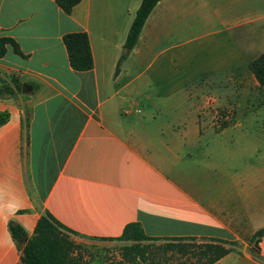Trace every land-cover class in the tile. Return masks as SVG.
<instances>
[{
	"label": "crops",
	"instance_id": "obj_1",
	"mask_svg": "<svg viewBox=\"0 0 264 264\" xmlns=\"http://www.w3.org/2000/svg\"><path fill=\"white\" fill-rule=\"evenodd\" d=\"M140 2L80 0L65 14L55 0H0V38L22 53L0 57V84H21L0 97V264H23L9 221L30 237L47 213L89 238L138 222L152 237L235 242L213 264H264L250 242L264 162L255 120L240 119L255 111L264 0H159L123 52ZM71 32L87 34L90 70L70 67Z\"/></svg>",
	"mask_w": 264,
	"mask_h": 264
},
{
	"label": "trees",
	"instance_id": "obj_2",
	"mask_svg": "<svg viewBox=\"0 0 264 264\" xmlns=\"http://www.w3.org/2000/svg\"><path fill=\"white\" fill-rule=\"evenodd\" d=\"M79 1L55 0V3L65 14H69ZM158 1L141 0L126 35L124 45L128 50L134 47L147 17ZM62 41L69 65L73 70L87 71L92 68L93 60L85 32L66 33ZM6 45H10L15 53L22 54L18 44L12 38L2 37L0 38V57L5 53ZM123 57L124 55L117 62L115 74L118 72ZM249 69L259 86L264 87V53L249 63ZM12 83H14L13 87L7 83L0 84V97L12 95L15 91L21 90V84L15 78ZM7 118V112H0V124L4 123ZM8 229L18 247L24 242L21 248L23 264H87L79 254L73 255L75 245L71 235L78 234L48 213L37 219L30 237L27 236L22 226L13 221H9ZM262 235H264V225L253 234L250 242H254ZM111 239L130 242L121 250V264H213L231 251L232 245H236L235 242L205 238L199 241L192 237L163 238L169 242L165 244L164 254L159 256L153 250V242L162 238L146 235L138 222L126 224L120 236ZM184 240L188 242L185 243ZM168 250L178 256L175 261H171L170 257L165 255Z\"/></svg>",
	"mask_w": 264,
	"mask_h": 264
},
{
	"label": "rangeland",
	"instance_id": "obj_3",
	"mask_svg": "<svg viewBox=\"0 0 264 264\" xmlns=\"http://www.w3.org/2000/svg\"><path fill=\"white\" fill-rule=\"evenodd\" d=\"M247 85L253 94L251 97L253 100L248 103L255 102V111L243 112L240 119L255 120V144H258L255 151V161L262 165L264 162V87H260L256 84V81L255 86L249 82H247ZM238 98L243 104L247 103L246 99L248 97L246 95L240 94ZM230 133L232 132L230 131ZM228 138L231 139V135ZM71 238L74 242L75 250L82 254V260L87 262V264H121V250L125 245L130 244V242L119 239H98L81 235H71ZM168 242L165 239L154 241L153 250L159 256L163 255L165 244ZM187 242L185 241V243ZM165 255L170 257L171 261H175L178 258L171 250H168Z\"/></svg>",
	"mask_w": 264,
	"mask_h": 264
},
{
	"label": "built area",
	"instance_id": "obj_4",
	"mask_svg": "<svg viewBox=\"0 0 264 264\" xmlns=\"http://www.w3.org/2000/svg\"><path fill=\"white\" fill-rule=\"evenodd\" d=\"M254 246L260 254L264 255V235L255 239Z\"/></svg>",
	"mask_w": 264,
	"mask_h": 264
},
{
	"label": "water",
	"instance_id": "obj_5",
	"mask_svg": "<svg viewBox=\"0 0 264 264\" xmlns=\"http://www.w3.org/2000/svg\"><path fill=\"white\" fill-rule=\"evenodd\" d=\"M127 51H128V48L124 47L123 52H127ZM25 88H26V86L23 85V86H22V90H25Z\"/></svg>",
	"mask_w": 264,
	"mask_h": 264
}]
</instances>
